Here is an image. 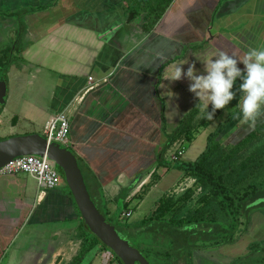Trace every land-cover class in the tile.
Instances as JSON below:
<instances>
[{"label":"crops","instance_id":"obj_1","mask_svg":"<svg viewBox=\"0 0 264 264\" xmlns=\"http://www.w3.org/2000/svg\"><path fill=\"white\" fill-rule=\"evenodd\" d=\"M155 5L164 9L145 31L155 15L148 7ZM260 46L264 0H0V66L9 47L13 53L20 51L11 57L6 74L0 140L42 135L49 116L64 111L69 120L67 148L90 192L96 197L102 192L110 214L123 205V212L139 208L163 181L168 186L162 196L185 185L180 184L185 177L181 170L157 160L166 136L192 110L198 113L191 124L200 120V102L188 91L190 81L183 75L166 79L173 66L183 64L184 70L195 62L203 70L199 61L215 59L218 52L240 59ZM237 67L243 65L238 62ZM89 77L92 88L86 90ZM238 84L239 79L234 88ZM239 99L237 92L224 109L216 110L213 122L194 128L177 161L192 163L208 134L239 110ZM263 120L264 114L254 125ZM254 125L237 114L220 136L236 142ZM172 149L164 153L165 161ZM62 183L40 191L26 174L0 177V261L10 254L19 264H36L50 246L52 257L58 253L50 240L76 236L81 218ZM120 194L124 199L115 201ZM259 217L249 221L248 235L239 236L243 257L252 254L251 243L258 249L264 245V211Z\"/></svg>","mask_w":264,"mask_h":264},{"label":"trees","instance_id":"obj_2","mask_svg":"<svg viewBox=\"0 0 264 264\" xmlns=\"http://www.w3.org/2000/svg\"><path fill=\"white\" fill-rule=\"evenodd\" d=\"M166 1L165 3H167ZM155 9V10H154ZM164 6H149L148 11L154 13L152 20H148V24L144 26V30L148 31L156 19L162 13ZM134 10V14L137 15ZM18 54L20 53L17 52ZM16 52L13 53L11 47L5 57L1 59L0 78L7 82L6 74L9 66L12 64V59ZM3 106V105H2ZM211 111V107L208 109ZM198 113L197 110H192L178 126L166 136V141L162 149L157 154L158 164L169 167H175L181 170L184 175L193 179V187L187 188L178 198L164 195L158 199L157 204L148 217L141 218L138 222H127L120 218L123 210L127 209L126 205L121 206L118 211L109 213L105 210V199L102 192L99 191L98 197L94 196L88 187L86 189L89 193L90 199L95 205L98 212L104 217L105 221L113 226L117 233L125 232L132 233L144 229V233H152L153 242H149V248L153 249V256L155 258L170 259L171 252L166 250L164 252L156 249L157 244L156 230H164L165 228L171 232L172 240L178 245V235L182 240L189 235L188 232L183 231L188 224H196L199 230H204L206 235H211L214 231L219 236L218 241L209 244L206 241L200 244L193 250H207L220 249L235 242L237 237L244 235L247 232L249 224V216L246 215L253 208H264V120L254 125L244 136L236 142L223 143L220 140L222 127L229 122L232 116L239 114V110H234L230 113L227 121L220 124L213 132L208 134L206 138V145L204 150L192 163H184L179 161H165L163 159L164 153L170 146L179 140L190 142L194 128L198 126L205 127L216 119V112L212 121L201 118L195 124H191L194 117ZM233 124V123H232ZM61 175V172L56 169ZM63 178V177H62ZM84 179V178H83ZM85 183V180H84ZM86 185V183H85ZM194 189H199L194 203L197 205L193 210L190 209V199ZM125 194L118 195L115 201L123 200ZM180 202L179 205L177 203ZM102 205V207H101ZM244 208V209H243ZM245 210L246 214H242ZM167 217V218H166ZM81 227L76 233V239L80 241V250L77 255L68 264H81L85 256L94 248L99 247L103 251L109 252L114 261L118 264L121 262L106 248L99 240L92 235L83 221L81 220ZM152 226L157 228L154 231L148 229ZM163 226L164 228H159ZM143 231V230H142ZM119 234V233H118ZM237 234V236H235ZM168 235V234H167ZM180 240V242L182 241ZM179 242V241H178ZM184 243V240L182 241ZM208 242V243H207ZM154 244V245H152ZM258 244L251 243L248 245V252L264 251L258 249ZM137 250V249H136ZM138 251V250H137ZM142 254V253H141ZM191 254V253H190ZM189 254V255H190ZM143 255V254H142ZM188 255V256H189ZM143 257L150 263L146 256ZM190 264V261L187 262Z\"/></svg>","mask_w":264,"mask_h":264},{"label":"rangeland","instance_id":"obj_3","mask_svg":"<svg viewBox=\"0 0 264 264\" xmlns=\"http://www.w3.org/2000/svg\"><path fill=\"white\" fill-rule=\"evenodd\" d=\"M6 54V53H5ZM4 53H2L1 55H4ZM2 105H0V109H1ZM35 126V124L33 125V127ZM35 129H37V127H34ZM39 129H37L38 131ZM28 135V134H27ZM223 136H220V140L221 142H231V138H227L224 140V138H222ZM233 141V140H232ZM225 144V143H224ZM173 147V144L171 145ZM173 151V149H172ZM171 151V152H172ZM173 153V152H172ZM171 157L172 154L170 153L169 157H168V161H171ZM179 158V157H178ZM177 158V160H178ZM184 179H182L180 181V184H185L184 186H189V188H192L194 183H192L187 175H184ZM187 181H186V180ZM63 178L59 175V182H63ZM155 180V179H154ZM63 184V183H62ZM152 183L149 184L152 185ZM168 186V181H163L160 184V187L151 191V193H149V195L144 199L143 204L141 205V207H132L129 208L130 212L132 213L131 217L128 219L127 222H138L141 220V218L143 217H148L152 210H150L151 208L154 207V205H156L157 203V199L159 197H161L164 193L163 189L166 188ZM181 186H178V188L176 187L175 190H177L176 192H173L172 190L170 191L171 193H167L166 195L168 196H173V198H178V196H180L182 194V191H178V189ZM184 188V187H183ZM148 190V187L145 190V194L146 191ZM195 193H192V197L190 199L191 203V207L190 209L193 210L194 208L197 207V205L194 203V200L197 196V194L199 193L198 189H194ZM144 194V195H145ZM156 203V204H155ZM180 202L177 203V205H179ZM244 209V208H243ZM264 211V208H253L250 210V212L248 214H246L245 210H243L242 214H246L249 216V221H252L253 219H257L260 220L261 218H258V214L260 212ZM122 214V213H121ZM121 218V215H120ZM167 218V217H166ZM123 220V219H122ZM199 226H196V224H188L187 226H185L184 230L185 232H188L189 230V235L187 237H185L184 243L182 242V237L178 235V241L175 242L176 244H171L174 243L172 240V235L171 232H169L166 228L163 230H156L159 231L157 232V236L156 241H158L159 243L156 246V249H158V251L164 252L166 250H169L171 252V256L170 259H165L163 258H155L153 256L154 252L153 249L154 248H149L148 246H150L149 242H153V237H152V233L150 232H146L144 233V229H139V231H133L132 233H125V232H118L119 236L122 239L127 240L131 246L135 249H137L140 253H142L144 256L147 257V259L150 261L151 264H187L188 261H190V264H233V262L231 260L235 259V260H239V262H241L240 264H264V252L259 253L258 251H255L252 254H249L247 256L243 257V254L241 252L242 250V244L241 242L240 245H236L239 244L237 243L239 240V237H237L236 240H234L235 243L234 245H231L230 247L233 248L234 251H229L230 247L225 246L222 247L219 250H216V254H212L213 255V260H217L212 262L213 260H210L209 256L211 255V253L209 251H201V250H193L195 247L194 246H198V245H202L204 243H206V241H209V244L211 242V244L213 242L218 241L217 239H219V236H216L217 232L213 230L214 233H212L211 235H206L205 232L203 233L204 230L198 228ZM157 227L156 226H152L150 227L148 230L149 231H154ZM159 228H164L163 226H159ZM248 228V227H247ZM248 231V230H247ZM168 234V235H167ZM75 234L71 235L70 237L66 238L65 241L61 240V242H59V240H56L55 238H53V240H50L51 245L54 244V248L57 249L58 253L55 255H53V257L51 256L53 253V248L50 246V248H48L46 250V252H44L45 256L41 259L38 260V262L36 264H68L75 255L78 254L79 250H80V241L78 239H76V237L74 236ZM248 235L247 232L244 233V236ZM235 236H237V234H235ZM180 240H182L180 242ZM221 240V239H219ZM213 241V242H212ZM58 243H60L61 245H59ZM63 243V244H62ZM208 243V242H207ZM232 243V244H233ZM154 245V244H152ZM264 248V245L263 247ZM240 250V251H239ZM215 252V251H214ZM191 253V254H190ZM217 253H219V255H217ZM190 254V255H189ZM189 255V256H188ZM220 256V257H218ZM243 257V258H242ZM6 261L8 262V264H19L17 259H13L11 258L10 254L8 255L7 260L3 259L2 261H0V264H5ZM21 264H25L23 262H21ZM32 264V263H30ZM81 264H118L116 261H114L112 255L107 252V251H103L102 249H100L99 247H94L83 259Z\"/></svg>","mask_w":264,"mask_h":264},{"label":"clouds","instance_id":"obj_4","mask_svg":"<svg viewBox=\"0 0 264 264\" xmlns=\"http://www.w3.org/2000/svg\"><path fill=\"white\" fill-rule=\"evenodd\" d=\"M199 62L203 63V70H198L195 62L188 63L184 70L183 64H179L173 66L166 78L176 81L183 75L190 81L188 91L200 102L196 118L212 121L216 110L224 109L239 92V115L249 126L254 125L264 114V46L250 48L240 59L218 52L215 59ZM238 62L243 65L242 69L237 67ZM237 79L239 84L234 88ZM209 104L211 111H208Z\"/></svg>","mask_w":264,"mask_h":264},{"label":"water","instance_id":"obj_5","mask_svg":"<svg viewBox=\"0 0 264 264\" xmlns=\"http://www.w3.org/2000/svg\"><path fill=\"white\" fill-rule=\"evenodd\" d=\"M132 19L128 17L127 22ZM7 85L0 78V105H4ZM19 156H45L58 169L74 200L79 216L89 232L106 247L121 264H149L143 255L122 239L113 226L98 212L86 189L82 173L71 151L60 144L49 143L38 133L0 140V168Z\"/></svg>","mask_w":264,"mask_h":264},{"label":"built area","instance_id":"obj_6","mask_svg":"<svg viewBox=\"0 0 264 264\" xmlns=\"http://www.w3.org/2000/svg\"><path fill=\"white\" fill-rule=\"evenodd\" d=\"M92 78H88L89 87L92 88ZM69 134V120L64 111L49 116L43 126L42 136L49 142L60 144L67 147ZM185 141L179 140L173 145L171 161L174 162L182 154ZM23 173L34 179L36 186L40 191H46L55 188L58 185L59 173L53 163L45 156H19L11 159L0 168V177ZM184 187V188H183ZM187 188L182 186L178 191L184 192ZM199 190V189H198ZM132 213L128 210L122 212L121 219L128 220Z\"/></svg>","mask_w":264,"mask_h":264},{"label":"flooded vegetation","instance_id":"obj_7","mask_svg":"<svg viewBox=\"0 0 264 264\" xmlns=\"http://www.w3.org/2000/svg\"><path fill=\"white\" fill-rule=\"evenodd\" d=\"M221 249V248H220ZM216 250H219V249H207V250H205V251H209L210 253L211 252H216ZM220 257V256H219ZM217 260H219V259H217ZM217 260H213L212 262H214V261H217ZM232 262H233V264H240L241 262H239V260L237 261V260H235V259H233V260H231ZM214 263H216V262H214ZM217 264V263H216ZM222 264V263H221Z\"/></svg>","mask_w":264,"mask_h":264}]
</instances>
